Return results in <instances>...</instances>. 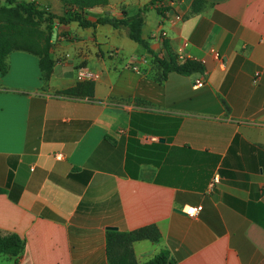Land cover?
I'll use <instances>...</instances> for the list:
<instances>
[{
    "label": "crops",
    "instance_id": "obj_1",
    "mask_svg": "<svg viewBox=\"0 0 264 264\" xmlns=\"http://www.w3.org/2000/svg\"><path fill=\"white\" fill-rule=\"evenodd\" d=\"M25 1L57 15L75 9ZM151 1L108 0L82 15L120 17ZM192 3L149 5L142 37L160 58L182 53L203 73L165 74L111 24L55 20L47 82L36 55H8L0 235L15 233L24 247L0 254V264H108V227L151 225L159 239L132 242L137 264L162 251L170 264H264V0H202L198 11ZM158 7L182 20L161 26ZM197 78L204 86L194 87ZM86 81L89 97L61 93ZM191 206L201 210L188 217Z\"/></svg>",
    "mask_w": 264,
    "mask_h": 264
},
{
    "label": "trees",
    "instance_id": "obj_2",
    "mask_svg": "<svg viewBox=\"0 0 264 264\" xmlns=\"http://www.w3.org/2000/svg\"><path fill=\"white\" fill-rule=\"evenodd\" d=\"M63 4L74 6L75 9L67 11L63 15H57L49 10V6H40L33 1L4 0L0 1V73L5 74L8 69L7 58L13 50H23L33 53L38 57V66L41 72V80L47 82L52 73L53 60L50 57L51 40L54 32L55 20L60 23L79 22L81 27L95 26L96 24H111L114 28H125L130 40L137 42L148 50L153 56L154 62L168 72H176L183 75L203 73L204 65L195 59L184 58L179 60V55L169 53L166 57L159 55L150 48L148 42L142 37V27L145 24V13L149 5L161 3V0H153L150 4L138 8L129 13L122 10L121 16L104 14L96 17L95 21L85 19L82 11L97 5H105L108 0H59ZM202 0H193L192 10L198 11ZM160 16H165L167 8L158 7ZM167 46V42H164ZM94 83L86 81L67 88L61 93L89 97L93 94ZM147 239L157 242L159 231L156 226H146L132 232L124 230H109L106 234V256L108 264H137V259L131 249L132 242ZM23 239L15 234L0 235V254L17 257L23 250ZM172 263L167 252L162 251L144 264H170Z\"/></svg>",
    "mask_w": 264,
    "mask_h": 264
},
{
    "label": "built area",
    "instance_id": "obj_3",
    "mask_svg": "<svg viewBox=\"0 0 264 264\" xmlns=\"http://www.w3.org/2000/svg\"><path fill=\"white\" fill-rule=\"evenodd\" d=\"M182 19H181V17L178 15V14H173L172 16H165V17H163V19H162V24H161V26H163L164 27V25L165 24H174V23H176V22H178V21H181ZM163 27H161L162 29H161V35H162V37H165V35H166V32H165V30L163 29ZM183 45H186V43H184ZM181 51H183L182 49H181ZM213 51V53H214V55L216 56V57H219V53L215 50V49H213L212 50ZM180 60H183L184 58H185V56H183L182 55V53L181 54H179V57H178ZM79 75L81 76V77H84V78H91V77H93V75H92V73H90V72H85V71H80L79 72ZM259 76H260V71H256L255 73H254V75H253V82L254 83H257L258 81H259ZM204 84H205V82H204V80L203 79H201V78H197L196 80H195V83H194V87H201V86H204ZM217 182V178H216V176L213 178V182ZM201 210V206H191V207H185L184 209H183V211L185 212V214L188 216V217H191V216H196L197 215V213L199 212Z\"/></svg>",
    "mask_w": 264,
    "mask_h": 264
},
{
    "label": "water",
    "instance_id": "obj_4",
    "mask_svg": "<svg viewBox=\"0 0 264 264\" xmlns=\"http://www.w3.org/2000/svg\"><path fill=\"white\" fill-rule=\"evenodd\" d=\"M109 230H117V227H108Z\"/></svg>",
    "mask_w": 264,
    "mask_h": 264
},
{
    "label": "rangeland",
    "instance_id": "obj_5",
    "mask_svg": "<svg viewBox=\"0 0 264 264\" xmlns=\"http://www.w3.org/2000/svg\"><path fill=\"white\" fill-rule=\"evenodd\" d=\"M139 46V45H138ZM140 48V47H139Z\"/></svg>",
    "mask_w": 264,
    "mask_h": 264
}]
</instances>
